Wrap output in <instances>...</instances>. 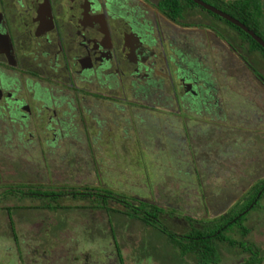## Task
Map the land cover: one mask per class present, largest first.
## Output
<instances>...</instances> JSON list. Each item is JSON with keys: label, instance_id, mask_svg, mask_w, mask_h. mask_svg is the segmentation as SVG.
<instances>
[{"label": "rangeland", "instance_id": "374dc122", "mask_svg": "<svg viewBox=\"0 0 264 264\" xmlns=\"http://www.w3.org/2000/svg\"><path fill=\"white\" fill-rule=\"evenodd\" d=\"M62 1L64 6L58 7L55 0H50L55 27L57 30L62 27L63 32L67 30L64 32L67 44L65 55L68 58L81 56L83 49L79 47L78 29H82L86 19L82 16L81 22L74 21L76 12L73 11L70 16L69 6H65L67 0ZM37 2L38 7L43 4L40 0ZM27 3L23 7L18 4L13 8L28 11L26 15L29 22L24 27L25 35L31 33L35 25L31 20L33 4ZM262 5L264 13V1ZM211 18V25H207L212 28L210 30L213 33L217 29H226L225 23ZM262 22L264 23V15ZM13 25L23 30V25L17 22H13ZM229 33L227 31L226 35ZM232 34L236 37L234 39L231 35L236 50L217 38L221 42V48H229L232 58L225 59L220 53V47H215L208 41L206 46H198L199 51L195 50L201 58L192 68L187 67L189 75H181L179 71L172 73L176 96H192L186 89L189 87L187 80L190 79L196 84V87L192 86L195 96L189 98L190 101H201L205 98V91L211 87L215 89L211 92L215 97L208 98L202 106V111L209 116L204 115L199 122L190 124L188 147L182 138L175 137V142L165 150L167 154L161 155L156 149L150 148L148 142L143 141V128L134 131L133 128L125 127L126 123L129 127L133 126L129 119L128 105L124 109H117L116 106L122 105L112 107V102L90 97L82 100L76 108L72 105L73 111L63 102L61 111H57L56 115L58 124L51 121L53 117L49 115L52 112L46 111V115L43 112V115L37 117L33 108L34 116L28 121L12 123L11 111L19 107L7 105L4 101L7 93L4 92L3 98L0 94L2 179L14 183L15 187L21 184H42L44 189L52 188L55 191L72 192V187L85 190L108 188L114 193L156 204L167 211L153 215L150 219L153 225L148 221L132 218L127 210L124 214L119 212L117 215L110 211L100 212L101 210L92 209L94 203L78 201L70 198V195L60 198L58 204L73 209L60 211L32 209L33 206L43 205L45 200L40 198L4 200L0 203V264H107L106 255H110L111 260L116 263L118 256L113 238L125 248L121 249L125 264L195 262L194 255L181 258L179 252L168 244V232L187 233L192 226H197L185 216H191L193 220L207 219L227 206L226 210H229L235 199L264 178V61L257 53L246 55V49L240 48V41L233 32ZM49 37L53 44L56 39L55 31ZM183 37L191 42L199 36L182 35ZM24 42L26 47L29 43L27 38ZM37 44V41L28 44L30 47L27 52H41L42 47L36 46ZM99 44L109 47L105 36L100 38ZM1 47L3 53L10 55L5 44ZM38 57L41 55L38 54ZM97 57L104 58L108 55L98 54ZM177 59L180 60V57ZM38 60L39 58H32L30 63L35 65ZM85 63L90 62L87 59L81 61L83 66ZM160 65L161 63L158 67ZM46 72L48 74L41 73L36 79L44 81L45 77L55 78L56 75ZM68 72L70 70L64 68L63 73H58L56 77L60 82L81 84L78 73L70 81ZM15 74L22 77L19 81L25 88V75ZM173 80L169 83L164 81L168 91ZM178 86L182 89L178 90ZM114 93L123 94L121 91ZM15 94L14 98L24 99L22 91ZM128 99L131 100L132 97L129 96ZM135 101L138 102L137 99ZM23 109L25 113L18 112L15 116L22 117L26 114L25 117H29L31 113L26 104ZM115 117L118 118L115 120ZM99 125L104 129L99 131L96 128ZM143 125L150 129L148 121L141 124ZM55 128L61 131L60 137L56 136ZM209 128L211 129L208 131ZM84 129L92 130L89 132L90 137L84 135ZM78 135L84 136L81 138ZM178 140L181 142H177ZM156 157H162V162H155ZM165 159L171 160L173 165ZM0 194L3 192L0 191ZM111 204L117 209L124 207L113 202ZM6 207L12 208L11 217L8 216ZM258 208L259 210L249 213L251 222L243 223L247 228L256 227L248 233L245 241L262 254L264 198L259 202ZM243 223H239L235 228L236 233L231 234L236 240H244L238 233ZM13 228L16 235L12 233ZM15 239L18 240V247ZM18 248L20 252L17 251ZM220 249L221 264L244 263L250 256L249 253L244 254L239 246L231 249L222 244ZM25 253H29V256L19 259V254Z\"/></svg>", "mask_w": 264, "mask_h": 264}, {"label": "crops", "instance_id": "0c3cea01", "mask_svg": "<svg viewBox=\"0 0 264 264\" xmlns=\"http://www.w3.org/2000/svg\"><path fill=\"white\" fill-rule=\"evenodd\" d=\"M130 1H136V0H124L125 3L122 1L120 3L121 6L118 4L119 3L118 1L116 7H112L115 9V11L112 9L111 12L108 13L107 15L108 20L107 21L104 20V22H102V25H98V27L102 28V30L99 29L100 35L102 37L103 35L105 36L107 42L109 43V48L110 47L112 48V52H113L112 55H114L116 58L118 56H121L120 53L123 47L122 40L124 39V31L122 29L123 26H120L121 21H123L122 22L123 25H125L124 21L126 20L127 22L129 21L130 24H133L132 15L130 14L137 13L139 17L138 20L139 27L134 26L135 27L134 31L139 36L145 37V39L148 41V44H150V47L148 48L153 50L157 47V45H159L161 49H163L168 55H172L173 61H180V60L183 61L184 68L186 70L185 73L188 74L187 67L192 68L195 64L198 63V60L201 58V56L195 53L196 51H199L198 46H200V48L206 46L207 42L208 41L210 42V37L208 38L206 37L209 34L215 37L216 33L215 32L213 33V31L210 30L212 28L207 25L206 21L199 22L200 14L197 11L188 12L184 20H182L180 23L179 22L175 23L166 20L165 17L152 6V3L150 4L149 2H145L144 0H137L136 2H139L140 4L144 5V9L136 10L133 5H130L132 4ZM70 5L71 4H69V11H74L76 12V14H78L76 10H71ZM112 12L116 14L120 12V16H118L119 19H115V21H112V19H110L113 18ZM107 25L109 32L108 39L106 36ZM184 34L187 36L196 35L199 37H196L197 39L191 41L192 42L191 43L185 40L184 37L182 38V35ZM109 35L111 36L110 41H109ZM55 42L56 41H54L53 44ZM43 43L44 44L41 45L42 47L41 57H39L40 58L39 61H44L43 67L41 66L42 69L41 73L48 74L46 72L48 71L50 72V74H53L54 73L53 69L55 68H56L55 70L56 73H63L64 68H66V70L67 69L70 70L65 55L66 54L65 48H67L66 47L67 44L64 42V48L63 46H61L60 49V47L57 46V43H55L54 45L51 43L49 45L46 44L45 42ZM174 43L176 44L174 45ZM184 44H186L187 47H185ZM58 48L60 50H58ZM168 49L170 50V52H168ZM151 50H148L144 47L142 50L139 51V54L144 55L146 57L145 59L146 63L148 61L149 62L151 61L152 56L151 55L148 56L149 55L148 53H150ZM155 50H157V48ZM190 50L191 53H189ZM228 51L231 53L230 50ZM28 52L31 53V51ZM52 53L55 54L53 55ZM121 57H119L118 60L122 62H116V65L121 72H118L120 75L115 83H111L110 81L111 78L109 77L111 74L109 73V71L106 72L105 70L97 74L95 69L94 71L87 70L88 72L87 71L85 72V76L80 75L81 84L80 83L76 84L75 82L67 83L61 81L57 85H53L46 81L39 80L41 84L37 85L40 86V88L37 89L39 93L36 95L34 93L35 89H32V87L29 86L30 84H28L26 88L17 87L16 89H12V86H9L4 88V90L6 93L8 92L16 93L22 91L24 95V99L22 98L21 101L29 107L30 109L29 113L31 114L29 115V117L26 118L18 117L19 119L22 120L21 123L28 121L32 116H34V114L32 113V108H33V110L36 111L35 115L37 117L43 115V112L44 115H46L45 113L47 112H52L51 115H49L50 117L51 116L53 117L51 121L55 124H58L57 123L58 119H56V115H57V111L58 112L61 111V106L63 102H66L70 110L73 111L72 105H74L76 108V106L79 105V103L82 100L85 101L90 97L91 98L95 97V98L104 99L109 103L112 102L111 105L112 107H115L117 104L122 105L120 107L116 106L117 109H124L125 105H128L127 109L129 110V116H130L129 119L132 122L129 123L133 124V126L129 127L127 126L126 123L125 127H128L129 129L133 128L134 131L143 128L145 130L143 134V141L148 142L150 148L156 149V152L160 153L161 155L167 154L165 150L168 149V147L175 142L174 141L175 137H178L180 139L182 138L186 143V147H188L190 124L199 122V120H201V118H203L204 115L205 116L208 115L205 113V111H202V106L205 104L208 98L214 99L215 95L211 94V92L215 90L214 87H211V89L208 88L206 90L207 93L205 91V98H203L201 101L199 100L193 102L190 101L189 99V98H194L192 96H195V93L193 94L192 92V89L196 87V84L192 83L193 80L192 81L187 80L189 81L188 82L189 87H186L187 91H190V95L192 96H184L182 98L181 96L175 95L176 85H174V80L171 78V75L169 76L158 75V77H156L153 81L151 80L148 81L147 79L144 78V76L139 79L136 76H131L130 74L128 75L127 72L132 70L133 67L127 62L125 63V61ZM178 57H180V60L177 59ZM59 58L62 59V60L60 59V61L62 62L58 61ZM63 60L65 65L63 64ZM45 61H47L48 64L45 63ZM44 69H46V71H44ZM68 73H70V75L72 76L74 74V72L72 73V71ZM127 75L128 77H126ZM68 80L72 81L70 78H68ZM171 80H173V82L171 83V88L168 91L167 85L164 86L165 85L164 81L166 83H169ZM94 89H96V91H94ZM177 89L179 90L182 88L178 86ZM164 90L166 92H164ZM113 91L114 92L121 91L123 92V94L116 95V93H114ZM126 92L131 94L129 95L130 97H132L131 100L128 99L129 96ZM171 92H173L174 94ZM15 95L16 94H14V96ZM136 99L138 102L135 101ZM9 105L12 106L10 103ZM4 107L8 109L6 105ZM82 109H84V107H82ZM80 112L81 109L79 108L78 113ZM125 113L126 112H124L123 116H125ZM201 114H203L202 117H200ZM90 116L93 117V115ZM117 118L118 117H115V120ZM19 121L20 120H18L13 114L11 115L12 123H18ZM146 121L150 123L149 130L146 125L141 126V124H144ZM138 123L139 125H137ZM62 128L66 129L65 126L64 127L62 126ZM96 128L99 131L104 129V128H100V125L96 126ZM210 129L211 128H209L208 131ZM23 130L24 128L22 129V131ZM54 130L56 132V136L60 137L61 131L56 128ZM84 130H85V132H83L84 135L87 138L90 137L89 132H92V130H86V129ZM123 130H125V128ZM83 136L78 135L77 137L83 138ZM177 142H181V141L178 140ZM155 162L161 163L162 157L160 158L156 157ZM167 162H170L172 164L171 160Z\"/></svg>", "mask_w": 264, "mask_h": 264}, {"label": "flooded vegetation", "instance_id": "af4514ba", "mask_svg": "<svg viewBox=\"0 0 264 264\" xmlns=\"http://www.w3.org/2000/svg\"><path fill=\"white\" fill-rule=\"evenodd\" d=\"M40 1L43 4H41V6L38 7L37 0H0V94H1V98H3L4 92H5L4 88L9 87V86H12V89H16L17 87H22L21 81H19V80H21L22 77L17 76L15 73H19V74L22 73L25 75V82H23L25 85V88L28 86V84H30L29 86H31L32 89H35V91H34L35 95L39 93V91L37 89L40 88V86H37V85L38 84L40 85L41 82H39V79L37 80L36 78H37V76H38V78L41 76V70H42L41 66L43 67L44 61H39L40 58L38 57V54L41 55V52H38L37 50H36V52L33 51L31 53H29V52L26 53L30 47L28 44L32 43L33 41H37L38 44L36 46L43 45L44 44L43 42H45L46 44L49 45L50 42L52 41V38L49 37V34L53 31H55V34H56V37H55L56 39L54 40V41H56L55 43H57V46L60 47V49H61V46H63V48H64V42L66 41V39L64 37V32H66L67 30H65L63 32L62 27L59 28V30L56 29L54 17L52 15L50 0H40ZM45 1H48L51 11H48L47 8L45 7V4H46ZM118 1H119L118 4L120 6H121L120 3L122 1L124 2V0H67L66 1L65 6H69V4H71L70 5L71 10H76L77 13L79 14V15L76 14V20H74V21H80L81 22L82 16H83L84 20L86 19V21L82 25V29H78V39L80 41L79 47L81 50L83 49L82 55L81 56L74 55V56H70V58H68V56H66V61L69 64V68L72 71V73L73 72H74V74L78 73L79 78H80V75L85 76V72L87 70L88 71H94L96 69L97 74L106 70V72L109 71V73L111 74L109 76L111 78V80H110L111 83H115L117 81L119 75H120L118 72H121L120 69H118L116 62H122V61L118 60L119 57H121V56H122L121 58L125 61V63L127 62L128 64L132 65V67H133L132 70L127 72L128 75L130 74L131 76H136L139 79L144 76V78L147 79L148 81H150V80L153 81L156 77H158V75H160V76L171 75L172 76V73H174L175 71H179L181 75L183 73H185L183 61H181V60L180 61H173L172 55H168L163 49H159L158 46L156 47L157 50H155L156 48L151 50L150 48H148V47H150V44H148V41L145 39V37L139 36L134 31V29H135L134 26L139 27V23H138L139 17H138L137 13L130 14V15H132L133 24H130L129 21L127 22V20H126V21H124L125 25H123V23H122L123 21H121L120 26H123L122 29L124 31V39L122 40L123 47H122L121 53H120L121 56H118L116 58L114 55H112L113 52H112L111 47L105 48V47H103V45L99 44L100 38H103V37L100 35V31H99V29L102 30V28L98 27V25H102V22H104V20H106V21L108 20V16H107L108 13H110L112 9L115 11V9L112 7H116ZM136 1H130L132 3L130 5H133L136 10L137 9L143 10L144 5H142ZM144 1L149 2L150 4L152 3V6L157 11H159L165 17L166 20H169V21L175 22V23H178V22L180 23L182 20H184V18L187 16L188 12H190V11L196 12V10H190L189 11L186 9V11L182 13V16L180 18L172 19V18L168 17L160 9L161 0H144ZM202 1L205 2L204 0H202ZM208 1H213V0H208ZM224 1L228 2V1H236V0H224ZM261 1H264V0H261ZM27 2L33 4V8L31 11L32 12L31 20L35 25L33 26L31 33H29L28 35H25L24 30H26V29H24V27L27 25V22H29L28 21L29 17H27V15H26V12H28V11L27 10H23V11L20 10L19 11V10H15L13 8L18 4L23 7V4H28ZM55 3H57L58 7H60V5L64 6L62 0H55ZM111 3H113V4H111ZM43 8H44V10H43ZM40 10H43L44 13L41 16H39L37 19L36 11H40ZM199 10L200 11H197L200 14L199 22L206 21V23L209 24V21L210 20L212 21V18H211L212 16L209 15L205 9H199ZM70 12H71L70 16L73 15V13H72L73 11H70ZM13 14L15 15V17H13ZM112 16H113V18H110V19H112V21H115V19H119L118 16H120V12L118 14L112 12ZM38 20H40V22L42 24H44V27L46 28L42 33H38V31H39L37 29V26L39 23ZM213 20L215 22H217L215 19H213ZM13 22H17V23L23 25V30L17 29L16 26L13 25ZM220 25H222V24H220ZM261 25L264 28L263 22ZM106 27H107L106 36L108 39V33H109L108 32V25ZM224 27H226L225 30L217 29L215 31V33H216L215 37H213V35L209 34L206 38L210 37L211 44H213L215 47H217V45H218L220 47L221 55L225 59H227V58H232L233 56L230 55V52L228 51V49L221 48L222 47L221 42H220V40L217 41V37L219 39L223 40L224 42H226L228 45H231V48L233 50H236V46H233V41H232L233 38H231V35H233L232 34V32H233L237 36L238 40L240 41L239 42L240 48L244 49L246 46H245V43H243L240 40V37H239L237 32L233 31V29H231L228 26H224ZM221 31H223V32H221ZM227 31L230 32L228 36L226 35ZM131 32H135L138 37H141L140 39H141L142 44L139 43L138 38L136 36L131 35ZM198 35H200V34H198ZM233 37H234V39L236 38L234 35H233ZM26 38H27V43L28 42L29 43L25 47V45L23 43H25L24 39H26ZM135 38H136V40H135ZM110 39H111V36L109 35V41H110ZM3 44H5L7 46V48H9L8 46H10V48H11L10 49V55L14 58L12 63H10V61H8L6 54L1 51V48H2L1 46ZM175 44L176 43H174V45ZM184 46L187 47L186 44H184ZM144 47L148 50H151L150 53H148L149 54L148 56L151 55L152 58H151V61L150 62L148 61L147 63L145 62L146 57L144 55L139 54V51L142 50ZM70 51H71V49H70ZM236 52H238V51H236ZM246 52H247L246 55L256 54V53L258 54L257 51L248 52V50H246ZM98 54H102V55L106 54V55H108V57H104L103 60L101 61L102 58H98L97 57ZM21 58H22V60H21ZM32 58H35V59L39 58L38 63L36 65H33L32 63H30V60ZM234 58H235V56H234ZM60 59L61 58H59L58 61H60ZM86 59L90 62L89 64L85 63V66L80 64L81 61H84ZM60 62H62V61H60ZM158 62L161 63V65L159 67H158V64H159ZM45 63L48 64L47 61H45ZM63 64H64V60H63ZM26 65H28V67H26ZM31 65L34 67L32 68ZM53 70H54L53 74L57 76L58 73H56V71H55L56 68ZM74 74H73V76L72 75L70 76V74H69L70 77H68V78L73 80L75 77ZM132 74H135V75H132ZM128 75L126 77H128ZM56 76H55V78H54V76H52L51 78L45 77L44 81H46L50 84H53V85H57L58 83H60V79ZM189 81H191V80L189 79ZM192 83H194V82H192ZM14 94L15 93L8 92L6 100H4V101L7 102V105H9V103H10L12 106L19 107L17 110L11 111L12 114L15 116V115H17L18 112L25 113V110L23 109L25 104L21 101V99L14 98ZM25 115L26 114H24L22 117L26 118ZM15 117L18 120H20L18 123H21L22 120L19 119L17 116H15ZM263 179L264 178H262V180ZM254 185H252L250 188H248V190H247L248 193L250 192V190L253 188ZM244 196H246V193L242 194L241 197L235 199V201H233L232 204L229 206V209L234 204H237V202L241 201L244 198ZM260 196L261 195H258L257 199H259ZM248 199H249V196H248ZM252 199H253V197H252ZM257 199L253 200V201L257 202ZM227 207H225L224 210H221V212L216 213L215 216H210V217H207V219H199V220H211V219L219 218L221 215H224L227 213V211H228V210H226ZM165 212H167V211L165 210ZM194 227H197V226H194ZM187 233H189V231ZM176 234H184V233H176ZM251 250H252L251 252L256 253L257 255L264 256V252L261 254L260 251L256 248L253 249V247H252ZM245 253H248V252L244 251V254ZM249 254H250V256L247 260L250 261L252 258V253H249ZM263 261H264V257L262 259V262ZM262 262L260 264H262ZM186 264H196V261L193 263H186Z\"/></svg>", "mask_w": 264, "mask_h": 264}, {"label": "trees", "instance_id": "16d2710c", "mask_svg": "<svg viewBox=\"0 0 264 264\" xmlns=\"http://www.w3.org/2000/svg\"><path fill=\"white\" fill-rule=\"evenodd\" d=\"M204 1L243 23L257 36L264 39V28L261 25L264 13L261 0H236L228 2L224 0ZM160 9L168 17L177 19L182 16V13L185 12L186 9L190 11L203 8L191 0H161ZM207 13L219 22L225 23L228 27L233 29V31L237 32L240 40L245 43V49L248 50V52L257 51L260 58L264 61V49L257 44L251 36L223 18L208 11ZM13 184L7 182V179L5 181V179L0 177V191L3 192V194H0V203L4 200L13 201V199L40 198L45 200L43 205L36 207L33 206L31 207L32 209L40 210L44 208L50 211L69 210L73 208H65V206L59 205L58 201L60 198L70 195L69 197L75 200L90 201L94 203L95 205L92 206V209L98 211L101 210L100 212L110 211L117 215L119 212L124 214L125 210H127L129 211V216L132 218L135 217L143 221H148L151 224H153V221H150V219L153 215L157 212L165 211L156 204L126 194L114 193L108 188L95 187L85 190L79 187H72V192H68L67 190L55 191L52 190V188L44 189L42 184L38 186L21 184L16 187ZM258 195H261L259 199H257ZM248 196L250 199H248ZM262 198H264V179H260L249 193L246 192V196H244L241 201L234 204L226 214L221 215L219 218L211 220H193L191 216H185L190 219L191 222L197 224V227L192 226L193 229L191 228L192 230L190 229L189 233L186 234L168 232V244H171L172 247L179 252L181 258H184L187 255H194L196 264H221L222 249H220V246L222 244L231 249H235V247L239 246L244 251L252 253L250 261L247 260L245 263L235 262L234 264H260L264 256L251 252L252 246H248L245 241L248 233L256 227L252 226L253 228H247V226H244V223L251 222L250 218H248L249 213L259 210L260 207L258 209L257 207ZM256 199L257 202L253 201ZM112 202L124 207L117 209L111 204ZM11 209V207H6L8 216L11 215ZM148 210L152 212H149ZM241 222L244 223L239 227L240 229L238 230V233L244 240H236L231 234L236 233L235 230ZM12 233L16 235L14 228L12 229ZM15 241V244L18 247V240L15 239ZM113 242L117 249V262L114 263V261L111 260L112 257L106 255L105 257L108 260L107 264H125L126 262L122 254L123 252L121 251V249L125 248L123 246L121 247L118 241L114 240V238ZM17 251L20 252V249ZM25 256H29V253H25V255L19 254V259H23Z\"/></svg>", "mask_w": 264, "mask_h": 264}, {"label": "water", "instance_id": "95a60500", "mask_svg": "<svg viewBox=\"0 0 264 264\" xmlns=\"http://www.w3.org/2000/svg\"><path fill=\"white\" fill-rule=\"evenodd\" d=\"M194 3H196L197 5L201 6L203 9H205L206 11H209L221 18H223L224 20L232 23L233 25L239 27L242 31H244L246 34H248L249 36H251V38L257 42L263 49H264V40L262 38H260L259 36H257L252 30H250L246 25H244L243 23L239 22L238 20H236L235 18L231 17L230 15L222 12L221 10L215 8L212 5H209L205 2H203L202 0H192ZM45 7L47 8L48 11L50 10V5L48 3V1H45ZM131 35L136 36L138 38L139 43L142 44L141 42V37H138L137 34L135 32H131ZM8 50L10 52V46H8ZM6 57L8 59V61H10V63H12V61L14 60V58L11 55L6 54ZM103 60V58L101 59V61ZM81 64V63H80ZM194 93V92H193Z\"/></svg>", "mask_w": 264, "mask_h": 264}, {"label": "bare ground", "instance_id": "6f19581e", "mask_svg": "<svg viewBox=\"0 0 264 264\" xmlns=\"http://www.w3.org/2000/svg\"><path fill=\"white\" fill-rule=\"evenodd\" d=\"M43 10H44V8H43ZM43 10L36 11L37 19H38L39 16H41V15L44 13ZM38 22H39V23H38V26H37V29L39 30L38 33H42L46 28L44 27V24H42V23L40 22V20H38Z\"/></svg>", "mask_w": 264, "mask_h": 264}]
</instances>
